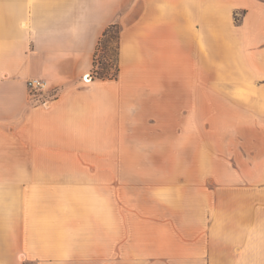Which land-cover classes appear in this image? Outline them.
<instances>
[{
    "label": "crops",
    "instance_id": "obj_1",
    "mask_svg": "<svg viewBox=\"0 0 264 264\" xmlns=\"http://www.w3.org/2000/svg\"><path fill=\"white\" fill-rule=\"evenodd\" d=\"M0 264H264V0H0Z\"/></svg>",
    "mask_w": 264,
    "mask_h": 264
},
{
    "label": "rangeland",
    "instance_id": "obj_2",
    "mask_svg": "<svg viewBox=\"0 0 264 264\" xmlns=\"http://www.w3.org/2000/svg\"><path fill=\"white\" fill-rule=\"evenodd\" d=\"M114 46V45H113ZM113 46H108L104 48L103 50L99 51L97 53V66L93 70L101 71V68L106 64L110 66L111 72L114 68V59H115V52L113 49ZM177 117L173 118L171 117V127H170V133H169V139L170 142H172L177 137ZM158 135V136H157ZM156 142L159 144L161 143V139L163 138L161 134H157ZM169 152V155H177V148L170 147L169 149L164 148V152L162 147H153V148H144L141 147L138 149V155H149L153 156L155 159L159 156H161L163 153L167 154ZM188 152V150H187ZM172 166L170 165V169H172ZM157 174H154V178L152 179H139V180H132V181H123V184H126L127 187H134L139 190V195L145 196L146 191L151 193L153 191L155 200L154 203L162 202L163 198L165 197V202H177L178 199H180L181 202L186 203H193L194 199V189L197 186V181H194L193 179H177V178H159L157 177ZM131 185V186H130ZM143 196V197H144ZM144 199V198H143Z\"/></svg>",
    "mask_w": 264,
    "mask_h": 264
},
{
    "label": "trees",
    "instance_id": "obj_3",
    "mask_svg": "<svg viewBox=\"0 0 264 264\" xmlns=\"http://www.w3.org/2000/svg\"><path fill=\"white\" fill-rule=\"evenodd\" d=\"M114 45V46H113ZM104 48L108 46H113L114 52H115V59H114V68L111 72L109 65H104L101 68V71L95 70L93 71L97 66V53ZM118 49H119V31L118 27L116 25L110 26L105 33L103 34L101 40L98 43L97 50L95 52V57L93 61V66L91 69V76L96 79L100 80H115L118 75Z\"/></svg>",
    "mask_w": 264,
    "mask_h": 264
},
{
    "label": "built area",
    "instance_id": "obj_4",
    "mask_svg": "<svg viewBox=\"0 0 264 264\" xmlns=\"http://www.w3.org/2000/svg\"><path fill=\"white\" fill-rule=\"evenodd\" d=\"M85 82L89 81L87 75L83 77ZM28 95L31 99H37L38 96L43 94L47 90V84L45 81L40 79H29L26 82ZM47 101H43V104Z\"/></svg>",
    "mask_w": 264,
    "mask_h": 264
}]
</instances>
